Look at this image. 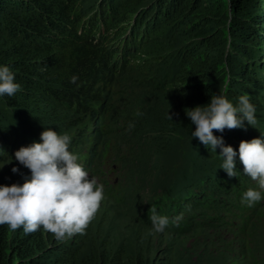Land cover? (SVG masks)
<instances>
[{
    "label": "trees",
    "instance_id": "16d2710c",
    "mask_svg": "<svg viewBox=\"0 0 264 264\" xmlns=\"http://www.w3.org/2000/svg\"><path fill=\"white\" fill-rule=\"evenodd\" d=\"M224 6V0H0V64L8 65L21 85L13 96L0 97V164L28 139L20 137L10 115L20 119L17 113L26 115L45 104V115L56 126L67 115L95 116L105 109L106 86L124 67H131L129 57L140 52L149 58V66L170 60L177 66L168 100L172 121L160 128L163 140L154 142L158 153H164L166 136H175L181 124L194 130L184 109L207 103L214 92L234 104L247 92L258 118L255 128L245 122L242 129H213L215 135L235 150L241 140L264 134V0H229L228 17L221 12ZM245 35L260 45L249 46ZM186 86L191 89L187 93ZM77 139L72 136V148ZM193 145L206 163H201V180L174 181L181 186L179 192L184 190L175 198L177 208H184V198L193 195L191 206L217 200L208 208L217 212L233 184L240 186L243 179L218 169L219 149L212 152L198 138ZM236 167L242 172L239 161ZM202 182L204 192L199 189ZM156 210L165 215V209ZM151 214L145 216L148 224ZM184 225L169 223L166 230L184 232ZM67 237L62 241L39 230L16 234L7 224L0 225V264H152L144 254L127 253L125 247L87 256L84 237Z\"/></svg>",
    "mask_w": 264,
    "mask_h": 264
},
{
    "label": "rangeland",
    "instance_id": "374dc122",
    "mask_svg": "<svg viewBox=\"0 0 264 264\" xmlns=\"http://www.w3.org/2000/svg\"><path fill=\"white\" fill-rule=\"evenodd\" d=\"M228 2L224 0L226 6L221 10L223 17H228ZM245 36L249 46L260 45L259 40ZM140 53L132 54L129 57L132 66L124 67V72H120L106 86L105 109L95 116L67 115L56 126V122L45 115L49 110L45 104L26 115L17 113L22 115L18 116L20 119L9 116V122L16 124L15 128L24 142L28 138L27 144L38 141L44 127L79 137L76 140L78 145L70 150L77 153L78 162L89 171L90 176L104 185L105 192L85 232L76 233L79 239L84 237L85 253L90 256L96 251L97 254L107 255V252L125 247L127 253L134 251L144 254L152 264L264 262V199L251 207L241 203V196L247 188L258 187L250 177L243 176L240 186L233 184L232 194L222 198L224 202H221L222 207L217 212L208 209L217 200L209 201L204 206H191L193 195L184 198L185 208L182 211L181 206L176 208L174 205L175 198L182 195L179 192L181 186L174 181L201 180V163L206 161L194 149L196 138L190 140L189 124V127L181 124L175 136L166 134L164 153H158L154 148V142H161L164 137L160 128H165L171 122L166 120V112L173 115L168 100L171 87L175 85L170 86L177 74V66L171 60L149 66V58ZM119 63H123L122 58ZM259 88L257 85L255 89ZM183 89L187 93L188 87ZM129 121H134V128H128ZM181 121L183 119L180 118L179 123ZM72 126L75 128L71 129ZM33 127L40 130L34 133L31 131ZM9 162L1 163L0 167ZM14 165L19 172L11 171ZM28 175L30 170L13 160L0 168V184L22 183ZM237 188L239 191H236ZM199 189L204 192L203 182ZM261 191L264 194V190ZM167 196L169 198L165 199ZM205 198L213 197L206 194ZM162 203L168 210L164 213L173 221H177L175 217L181 215L178 224H185L184 232L177 227L176 232H154L152 224L145 222L151 206L159 207ZM186 209L193 211L187 212ZM39 231L44 236L49 232L42 227ZM11 232L23 234L24 230L20 227L11 229ZM67 240V236L62 239Z\"/></svg>",
    "mask_w": 264,
    "mask_h": 264
},
{
    "label": "clouds",
    "instance_id": "9594fccd",
    "mask_svg": "<svg viewBox=\"0 0 264 264\" xmlns=\"http://www.w3.org/2000/svg\"><path fill=\"white\" fill-rule=\"evenodd\" d=\"M20 88L21 85L15 80V72L8 65L0 64V97H11ZM185 109V116L195 126L190 131V140L198 138L216 154L219 149L217 155L222 162L218 169L229 177L242 173L258 185L243 192L241 203L251 207L264 199L261 191L264 190V134L241 140L238 149L234 150L224 142L222 136L213 133V129L223 132L225 128H245V122L252 127L257 125L256 106L251 102L250 94L245 92L238 96L234 104L226 95L214 92L207 103ZM165 115L172 121L169 111ZM134 127V121H129L128 128ZM71 139L67 132L44 127L38 141L25 142V146H20L12 156H7L10 162L6 164L15 160L29 169L30 175L25 176L22 183L0 184V225L7 224L13 230L22 227L25 233L38 231L42 227L57 239L85 232L105 197L104 185L90 176L89 171L78 162L77 153L70 150ZM237 161L243 166L242 172L237 170ZM11 171L17 173L19 168L14 165ZM173 203L177 208L176 200ZM179 206L182 207L181 204ZM159 207L166 209L164 203ZM151 213L154 232L167 231L169 223L178 226L181 219V215L175 217L177 221H173L166 214H159L155 205L151 206Z\"/></svg>",
    "mask_w": 264,
    "mask_h": 264
}]
</instances>
